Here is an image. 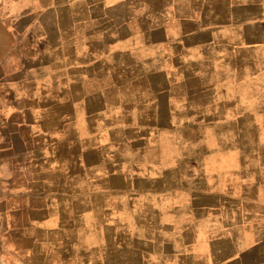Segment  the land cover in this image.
Returning a JSON list of instances; mask_svg holds the SVG:
<instances>
[{
    "label": "crops",
    "instance_id": "crops-1",
    "mask_svg": "<svg viewBox=\"0 0 264 264\" xmlns=\"http://www.w3.org/2000/svg\"><path fill=\"white\" fill-rule=\"evenodd\" d=\"M106 78L124 79L121 105L127 111L137 107L144 119L153 114L155 127L159 114L175 112L181 103L189 109L196 93H218L217 105L223 107L237 103L244 86L264 97V0H0V224L33 241L34 226L51 236L45 256L60 258L48 264H120L119 254L121 264H131L132 256L136 264L152 258L153 264H264V147L259 146L251 154L255 180L246 181L248 174L238 171L196 170L191 158L182 173L164 168L157 158L146 167L140 158V177L127 174L140 185L122 186L124 192L141 193L143 214L155 229L120 247L108 225L101 227L115 209H102L99 223L86 218L79 203L73 222L92 224L102 238L69 248L66 209L76 207L84 190L100 188L88 182L99 181L90 161L98 158L87 159L85 151L50 152V97L57 93L70 108L78 107L80 98L104 102L109 88L116 89L99 85ZM88 82H94L89 91ZM20 100H26L22 107ZM19 142L24 150H16ZM81 177L83 183L77 181ZM100 189L114 192L109 185ZM3 193L26 201L6 202ZM179 207L190 213L181 222L184 228L177 219L161 220ZM21 210L30 215L20 222L14 214ZM35 211L39 218L31 215ZM74 255L78 261L69 262Z\"/></svg>",
    "mask_w": 264,
    "mask_h": 264
},
{
    "label": "rangeland",
    "instance_id": "rangeland-1",
    "mask_svg": "<svg viewBox=\"0 0 264 264\" xmlns=\"http://www.w3.org/2000/svg\"><path fill=\"white\" fill-rule=\"evenodd\" d=\"M102 80L99 85H116V89L114 88L113 91H111L112 88H109L107 101L104 102L98 98H80L78 107L70 108L64 106L57 93H52L50 97L48 112L52 121L50 152L69 155L85 151L87 159L98 158V160L90 161H95L94 165H96L97 173L100 176L99 181L93 178L92 180L95 181H88L89 184H93L94 188L107 185L114 187V192H100L98 191L101 190L100 188L91 192L84 190L75 199L76 207L73 205L67 207V243L70 249H74L80 242L83 244L95 243L101 241L102 238L100 233L93 229L92 224L81 226L73 222L74 213L81 210L79 203H82L81 212L84 216L86 218L92 216L98 222L102 220V209H115V212L105 219L104 224V219L101 221V227L104 230L106 224L108 225L106 229L109 228V231L115 235V240L117 239L120 247L126 244V241H129L127 246L136 243L133 236L142 235L150 232V229H155L154 224L143 214L141 193L124 192L126 187L122 186L125 183L138 182L139 184H134L136 189L140 185L138 177L131 179V175L127 174L139 176L142 173L139 170V159L142 157L146 167H148L146 161L157 158L164 168L174 169V173H182L189 169L187 159L191 158L193 159L192 167H195L196 170L203 171L206 168L207 171L214 170L223 173L230 171L228 174L238 171V175L248 174L245 181L246 178L255 180L252 174L255 162L252 161L251 154L257 153L258 146L264 147V97L253 95L256 91H252L250 87H242L238 102L230 103L228 101L224 107L217 105L220 101L218 98L221 97L218 93L215 97L213 94L196 93V96L190 99L189 109L183 105L184 103H181V106L176 107L175 112L159 114L158 126L155 127V121L150 122L154 119L153 114H147L144 119L137 111V107L127 111L126 107L121 105L120 101L123 96L120 98L119 95L125 92L123 89L124 79L116 78L113 83L110 78ZM91 85H94V82L86 84L87 91L93 88ZM25 102L26 100H20V107ZM213 104L217 105L215 109L212 107ZM141 120L145 121L143 127L147 129L143 134L141 133L142 127L140 128ZM58 122L64 123L58 125ZM158 127H160L159 130ZM140 136L145 138L146 143L143 145L139 142ZM28 147L30 149L31 145ZM35 147L37 146L35 145ZM15 148L20 151L26 147L19 142ZM117 159L120 161L117 162ZM110 166H113L112 170ZM260 168H264V162L261 163ZM9 170L8 166L3 169L4 182ZM121 172L125 175H122ZM23 178L26 177L17 179ZM169 179L171 180V178ZM77 181L83 183L85 179L81 177ZM220 181L222 182V177ZM182 195L183 193L178 194L179 198L176 197L178 201ZM3 197L7 198L6 202H13V204H21L22 201L24 204L26 201V198L15 195L10 197V194L5 193H3ZM181 198L183 204L185 199ZM90 201L94 203L93 207L86 208ZM127 201H133L131 207L126 205ZM6 212V216H8L11 211L8 209ZM97 212H100V218ZM170 214L172 217L170 215L162 216L161 220L168 222L171 218L177 219L179 229L186 226L181 222L190 219V213L183 207H179ZM27 215L30 213L25 210L14 214L20 222L25 221ZM31 215L39 218L41 213L35 211ZM160 226L157 224L156 228L159 227L161 230ZM21 227L23 226L20 224L19 228ZM80 227H82L81 230ZM10 228V224H0V264H48L56 262L60 258L57 253H54L52 257L45 256L48 246L46 238L49 235L38 229L39 227L34 226L29 229L30 234L38 238L34 241L21 233L20 236L14 235L10 232ZM74 244H76L75 247H73ZM28 248H30L29 256L27 255ZM203 249L204 247L201 245L199 250ZM32 250H34L33 254H31ZM116 258L120 264L123 263L121 254ZM130 260L131 264H136L133 256ZM77 261L75 255L69 257V262ZM153 261V258L147 260V264H153Z\"/></svg>",
    "mask_w": 264,
    "mask_h": 264
}]
</instances>
